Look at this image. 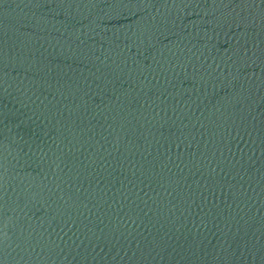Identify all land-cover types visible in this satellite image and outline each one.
Masks as SVG:
<instances>
[{
    "label": "water",
    "instance_id": "1",
    "mask_svg": "<svg viewBox=\"0 0 264 264\" xmlns=\"http://www.w3.org/2000/svg\"><path fill=\"white\" fill-rule=\"evenodd\" d=\"M0 264H264V0H0Z\"/></svg>",
    "mask_w": 264,
    "mask_h": 264
}]
</instances>
